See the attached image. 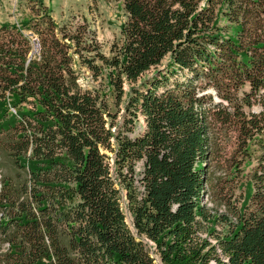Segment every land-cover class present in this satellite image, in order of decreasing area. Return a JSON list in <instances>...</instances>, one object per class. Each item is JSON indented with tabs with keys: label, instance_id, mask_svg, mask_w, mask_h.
I'll use <instances>...</instances> for the list:
<instances>
[{
	"label": "trees",
	"instance_id": "obj_1",
	"mask_svg": "<svg viewBox=\"0 0 264 264\" xmlns=\"http://www.w3.org/2000/svg\"><path fill=\"white\" fill-rule=\"evenodd\" d=\"M28 1L0 24V264H264V0H117L110 55ZM224 130L263 151L238 203L208 199Z\"/></svg>",
	"mask_w": 264,
	"mask_h": 264
},
{
	"label": "rangeland",
	"instance_id": "obj_2",
	"mask_svg": "<svg viewBox=\"0 0 264 264\" xmlns=\"http://www.w3.org/2000/svg\"><path fill=\"white\" fill-rule=\"evenodd\" d=\"M51 10L52 16L59 25L79 22L88 19L91 30L102 48L110 55L111 47L121 40V26L126 21V13L117 0H43ZM33 5L28 0H0V24H19L32 17ZM83 82L92 84L90 76L83 70ZM98 83L93 85L98 86ZM258 107V106H256ZM237 136L231 131H216L214 149L207 169L211 188L209 202L219 195H232L234 202H242L245 197V186L255 169L258 168L263 151L259 145L250 146L245 151L237 143ZM4 174H14L12 161L0 155V181ZM1 186V182H0ZM124 198L127 222L133 230L131 214ZM212 205V204H211ZM214 205V202H213ZM239 205V204H238ZM241 205V203H240ZM157 264H162L158 259Z\"/></svg>",
	"mask_w": 264,
	"mask_h": 264
},
{
	"label": "water",
	"instance_id": "obj_3",
	"mask_svg": "<svg viewBox=\"0 0 264 264\" xmlns=\"http://www.w3.org/2000/svg\"><path fill=\"white\" fill-rule=\"evenodd\" d=\"M1 187V186H0Z\"/></svg>",
	"mask_w": 264,
	"mask_h": 264
}]
</instances>
